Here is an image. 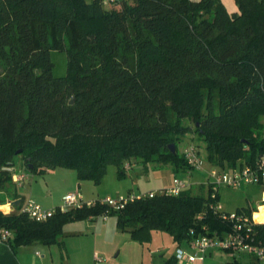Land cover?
<instances>
[{"label": "trees", "instance_id": "trees-1", "mask_svg": "<svg viewBox=\"0 0 264 264\" xmlns=\"http://www.w3.org/2000/svg\"><path fill=\"white\" fill-rule=\"evenodd\" d=\"M236 3L231 14L219 0H0V205L21 199L0 210L11 246L60 243L65 223L108 210L55 208L35 222L21 211L17 160L34 175L64 167L97 185L109 165L124 178L138 160L185 171L178 146L191 133L219 168L264 153V0ZM51 50L66 51V76L51 73ZM203 189L108 213L140 242L163 230L180 243L190 228L227 227ZM254 227L264 241V223Z\"/></svg>", "mask_w": 264, "mask_h": 264}, {"label": "crops", "instance_id": "crops-1", "mask_svg": "<svg viewBox=\"0 0 264 264\" xmlns=\"http://www.w3.org/2000/svg\"><path fill=\"white\" fill-rule=\"evenodd\" d=\"M16 169H20V167H16ZM129 172L132 175H139L141 169H138L133 163L127 173L129 174ZM179 172L186 174L182 170ZM177 174L178 172H173V178ZM103 178L99 185H96L89 179L77 180L75 169L55 167L47 169L42 174L30 175L21 186L25 194L20 195L22 202L32 199L44 209L59 208L63 204V197L71 192H79L84 201L129 193L138 195L137 181H129L122 185L118 183L119 181H116L123 179L117 176V172L115 180H113L114 190L102 193L97 188L102 184ZM88 181L92 182V185ZM172 183L170 185L157 184L153 188H149L147 192L170 189ZM202 184L200 182L197 185L201 186ZM193 186H195L193 183H189L188 188ZM89 188L93 190L88 193L86 189ZM5 204L1 206H6ZM261 205H264V202L258 204L257 207ZM261 210L264 213V206H261ZM261 218H264V215H261ZM160 231L163 230L151 231L150 239L144 243L132 238L128 231L118 227L116 214L92 215L85 219L65 223L62 228L60 243L43 244L36 242L28 245L11 246L9 242H0V264H166L170 257L175 256L177 248H181L187 253H196L188 246V240L178 243L165 231L163 232L167 233L173 242L172 248L169 249L167 246H161L160 248L159 245H154V235L159 236L161 234V238L165 236L159 233ZM10 240L12 241V237ZM157 253H161L159 258L156 255ZM196 255L199 256L200 254L196 253ZM175 264L258 263L246 253L230 254L220 250H209L202 258L197 257L190 263H186L182 259L176 261Z\"/></svg>", "mask_w": 264, "mask_h": 264}, {"label": "built area", "instance_id": "built-area-1", "mask_svg": "<svg viewBox=\"0 0 264 264\" xmlns=\"http://www.w3.org/2000/svg\"><path fill=\"white\" fill-rule=\"evenodd\" d=\"M114 1V0H110ZM183 162L186 163L185 170L187 177L191 175L192 170L200 169L204 160L200 155L199 149L194 144H188L182 151ZM125 171L131 169V165L126 163L124 165ZM29 177L25 170L15 171L13 174V181L17 187H21L25 180ZM247 184L264 185V153L256 157L252 163H243L232 168H219L211 166L208 170V198L205 207L215 215L223 224H226L225 229H215L210 231L208 226L203 224L195 231V228H190L188 246L196 253H187L181 248H177L175 252L176 261L184 259L186 263L194 261L197 257L202 258L209 250H220L230 254L246 253L250 255L258 264H264V241L260 240L257 235V224L264 223V221L255 218V213L259 211L261 206L257 207L256 211L248 215L244 211H225L219 201L220 186H227L230 188H240ZM189 183L186 179L174 176L172 187L165 190L150 191L138 195H118L115 197H102L98 200L84 201L79 192L67 193L63 197V204L59 207L60 211L71 208H80L83 205L91 206L96 202L107 206L110 211H118L135 198L144 196L152 197L157 194H178L181 190L188 188ZM10 209L11 206L7 202L5 204ZM12 210V209H10ZM22 212L26 213L28 217L36 221H44L51 217L55 209H44L32 199H27L22 202ZM196 221H202L204 214L199 213L195 217ZM11 237V230L5 227H0V242H8Z\"/></svg>", "mask_w": 264, "mask_h": 264}, {"label": "rangeland", "instance_id": "rangeland-1", "mask_svg": "<svg viewBox=\"0 0 264 264\" xmlns=\"http://www.w3.org/2000/svg\"><path fill=\"white\" fill-rule=\"evenodd\" d=\"M223 3L225 9L233 14L238 12V6L236 3V0H219ZM50 59L53 63V69L52 72L53 76L55 77H64L67 75L68 72V59L67 58V53L65 50H51L50 51ZM262 119V125H264V118ZM262 132H264V129H262ZM188 144H194L197 146L199 149L200 155L202 156L204 160V164L200 169L197 170H192L191 175L187 177L186 174H182V172H178L177 176L182 179H186L188 183H193L195 186L199 184L200 182L203 183L201 186L204 187L203 189V196L208 198V170L211 166H214L210 163V161L207 160L206 158V150L205 147L202 143V141H199L193 133L189 134L183 139V142L178 146V151L182 152L183 148H185L186 145ZM135 166L138 169H141V172L139 175H132L127 173L126 176L121 179V180H116L119 181L118 183L124 185L128 183L129 181H137L136 186L139 188L137 190L138 194H143L148 191L149 188H153L157 184H169L172 183V178H173V172L171 170V167L166 166L162 168H153L150 164H142L140 160L135 163ZM16 167H21L20 166V160H17L16 162ZM147 168V172H146ZM21 169V168H20ZM25 170L26 174H31L27 169H21ZM116 167L114 165H109L107 167V171L105 174V177L103 178L102 184H100L99 188L101 192H111L114 190L115 185L113 183V180H115V172ZM29 175V176H30ZM115 181V182H116ZM89 182V181H88ZM25 183V182H24ZM90 184L92 182H89ZM117 183V182H116ZM92 185V184H91ZM99 185V184H97ZM193 186L191 187L192 192H197L200 188V185H197L196 187ZM193 188V189H192ZM197 188V189H196ZM91 188L86 189V192H90ZM96 190V189H95ZM18 191L20 194H25L24 189L19 187ZM101 193V194H102ZM219 201L223 207L224 212L225 211H236L238 209H257V205L261 204L264 202V185H258V184H247L243 185L240 188H230L227 186H220L219 189ZM7 204V203H6ZM12 209V207L10 208ZM6 206H1L0 205V210L3 211L4 213H9L10 210ZM259 212V211H258ZM260 213L261 215H264L262 213L261 207H260ZM159 233H162L164 238H161V234L158 236L157 234L154 235V245H159L161 246H167L169 249L172 248V241L170 236L163 232L160 231ZM159 258L161 253L156 254Z\"/></svg>", "mask_w": 264, "mask_h": 264}, {"label": "water", "instance_id": "water-1", "mask_svg": "<svg viewBox=\"0 0 264 264\" xmlns=\"http://www.w3.org/2000/svg\"><path fill=\"white\" fill-rule=\"evenodd\" d=\"M72 101H73V99L70 100V103H72ZM168 147H169L168 149H169L173 154H175V147H174V144H170ZM18 152H19V151H18ZM19 153H20V152H19ZM20 202H21V199H20V198H19V199L12 200V201H8V203H9V205H10L11 207H14V206L19 205Z\"/></svg>", "mask_w": 264, "mask_h": 264}, {"label": "bare ground", "instance_id": "bare-ground-1", "mask_svg": "<svg viewBox=\"0 0 264 264\" xmlns=\"http://www.w3.org/2000/svg\"><path fill=\"white\" fill-rule=\"evenodd\" d=\"M6 207L8 208L7 205H6ZM256 219L261 220V221H264V218H261V213H260V211L257 212Z\"/></svg>", "mask_w": 264, "mask_h": 264}]
</instances>
